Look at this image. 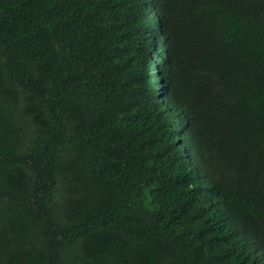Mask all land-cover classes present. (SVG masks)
Wrapping results in <instances>:
<instances>
[{
	"label": "trees",
	"instance_id": "obj_1",
	"mask_svg": "<svg viewBox=\"0 0 264 264\" xmlns=\"http://www.w3.org/2000/svg\"><path fill=\"white\" fill-rule=\"evenodd\" d=\"M0 264H264V0H0Z\"/></svg>",
	"mask_w": 264,
	"mask_h": 264
},
{
	"label": "rangeland",
	"instance_id": "obj_2",
	"mask_svg": "<svg viewBox=\"0 0 264 264\" xmlns=\"http://www.w3.org/2000/svg\"><path fill=\"white\" fill-rule=\"evenodd\" d=\"M155 62H159L158 60H156Z\"/></svg>",
	"mask_w": 264,
	"mask_h": 264
}]
</instances>
